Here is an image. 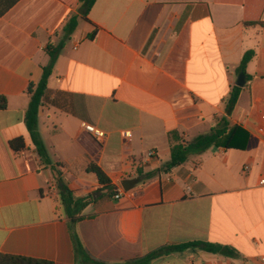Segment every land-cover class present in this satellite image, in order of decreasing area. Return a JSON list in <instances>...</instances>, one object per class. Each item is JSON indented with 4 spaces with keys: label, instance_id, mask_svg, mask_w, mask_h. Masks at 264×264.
Instances as JSON below:
<instances>
[{
    "label": "crops",
    "instance_id": "1",
    "mask_svg": "<svg viewBox=\"0 0 264 264\" xmlns=\"http://www.w3.org/2000/svg\"><path fill=\"white\" fill-rule=\"evenodd\" d=\"M74 15L36 145L25 123L28 86L41 80L48 44ZM249 51L248 79L228 117L249 134L246 147L212 146L126 190L139 168L170 161L171 132L190 142L227 116ZM0 96V254L77 264L75 231L107 264L190 242L238 255L187 248L150 264H264V0H96L86 16L79 0H0ZM86 124L107 133L104 143ZM18 138L25 148L16 151ZM90 164L124 196L115 199Z\"/></svg>",
    "mask_w": 264,
    "mask_h": 264
},
{
    "label": "trees",
    "instance_id": "2",
    "mask_svg": "<svg viewBox=\"0 0 264 264\" xmlns=\"http://www.w3.org/2000/svg\"><path fill=\"white\" fill-rule=\"evenodd\" d=\"M96 0H79L80 11L86 16ZM78 16L74 15L70 18L67 24L64 26L61 36L58 42H50L47 46V52L50 56V61L47 66L43 68V74L41 80L37 83H31L28 86L27 93L30 97L29 106L25 114V123L33 137L36 145H41L38 140V123H39V110L42 106V102L46 96L48 90L49 79L53 75L56 63L60 56L61 51L65 47V44L71 39L72 34L75 32L78 26ZM93 37V34L90 35ZM254 57V52L249 51L245 53L242 58L241 64L238 68V73H244L246 79L247 65ZM241 87L234 86L226 103L227 116L222 117L216 126L212 127L208 133L201 134L190 142H185L180 134L176 131L169 134L171 144V158L160 170L145 172L143 168L137 170V177L126 180L125 189L128 190L137 184L151 179L156 176L160 171L168 172L174 167H177L185 163L191 155L201 154L212 146H223L225 148H236L244 149L247 144L249 134L239 126H231L228 117L231 115L234 107L238 101V97L241 91ZM7 100L4 96H0V110L6 109ZM11 147L16 150H22L25 148V144L22 138L11 141ZM54 179L57 182L58 188L61 194L68 191L67 186L62 179V172L57 169V166H52ZM89 172L96 174L98 181L103 184L111 194H115V189L111 187V180L104 173V171L95 164H90L88 167ZM90 201L93 202V196H89ZM76 222V219L73 220ZM72 238L74 241L75 252H76V263L77 264H107L100 262L92 258L83 246L80 237L74 231L72 232ZM187 248H200L201 250L226 257L235 258L237 257V251L230 246L207 243V242H190L178 246H168L151 252L150 254L133 260L131 262L123 263H112V264H150L153 260L168 254L171 251H183ZM0 264H54L49 260L37 259L27 256H19L12 254H0Z\"/></svg>",
    "mask_w": 264,
    "mask_h": 264
},
{
    "label": "built area",
    "instance_id": "3",
    "mask_svg": "<svg viewBox=\"0 0 264 264\" xmlns=\"http://www.w3.org/2000/svg\"><path fill=\"white\" fill-rule=\"evenodd\" d=\"M85 132L90 135L93 139H95L97 142L99 143H104L106 137H107V133L105 131H103L102 129L91 125V124H86L85 128H84ZM125 139H129L131 137V133L130 132H125L123 134ZM154 155L153 152H150L148 154V157H152ZM247 169V168H246ZM261 185H264V178L260 181ZM125 194V190L122 188H116L115 189V194H114V198L115 199H120L122 196H124ZM261 263H264V257L261 258ZM213 264H217V263H213Z\"/></svg>",
    "mask_w": 264,
    "mask_h": 264
},
{
    "label": "water",
    "instance_id": "4",
    "mask_svg": "<svg viewBox=\"0 0 264 264\" xmlns=\"http://www.w3.org/2000/svg\"><path fill=\"white\" fill-rule=\"evenodd\" d=\"M245 83H246V76L244 73H240L237 85L239 87H243L245 85ZM100 194H101L100 192L94 193L93 198L96 199Z\"/></svg>",
    "mask_w": 264,
    "mask_h": 264
}]
</instances>
